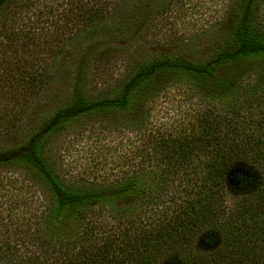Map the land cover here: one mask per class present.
<instances>
[{
  "label": "rangeland",
  "instance_id": "1",
  "mask_svg": "<svg viewBox=\"0 0 264 264\" xmlns=\"http://www.w3.org/2000/svg\"><path fill=\"white\" fill-rule=\"evenodd\" d=\"M240 2L10 0L3 4L0 149L27 139L63 102L74 82L89 95H100L150 56L205 57L234 26ZM254 2L256 16L264 25V0ZM100 10L105 26L94 29L93 24L102 21L96 17ZM79 11L86 12L85 19L76 18ZM17 32L18 40L9 42L8 37ZM235 68L243 69L239 75H248L238 81V96L203 92L184 77L163 75L149 83L128 110L73 118L45 141L47 161L76 185L110 183L132 174L148 182L156 180L162 173L159 168L151 171V162L146 160L139 164L141 149H149L152 133L173 138L188 132L195 128L196 113L203 107L212 110L214 121L230 114L235 106L251 110L260 119L264 113V59ZM257 128L264 131V125ZM230 191L227 199L231 204L238 194ZM47 199L39 178L26 165L0 164V264L19 258L33 264H68L79 250L88 252L99 246L117 217L123 221L144 219L148 203L143 195L134 194L111 210L105 208L86 218L70 215L54 222L47 216Z\"/></svg>",
  "mask_w": 264,
  "mask_h": 264
},
{
  "label": "trees",
  "instance_id": "2",
  "mask_svg": "<svg viewBox=\"0 0 264 264\" xmlns=\"http://www.w3.org/2000/svg\"><path fill=\"white\" fill-rule=\"evenodd\" d=\"M9 2L0 0V7ZM254 3L241 0L234 26L205 57L150 56L100 95H89L74 82L63 102L27 139L0 149V164H24L39 178L48 196L47 216L54 222L111 210L134 194L147 200L144 219L117 217L99 246L79 250L68 264H264V131L257 128L264 125V113L255 119L251 110L235 106L214 121L212 110L203 107L188 132L173 138L152 133L149 149H141L139 160L151 162V171L161 170L150 182L132 174L110 183L76 185L59 175L44 154L45 141L62 124L78 116L128 110L136 96L163 75L184 77L203 92L238 96V81L248 75H239L242 68L236 70L235 65L264 59V25ZM143 9L145 13L147 7ZM99 12L96 17L102 21L94 23V29L105 26ZM85 13L79 11L76 18L85 19ZM17 34L7 40L16 42ZM228 191L238 194L231 204ZM28 260L11 264H33Z\"/></svg>",
  "mask_w": 264,
  "mask_h": 264
}]
</instances>
